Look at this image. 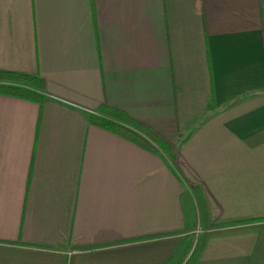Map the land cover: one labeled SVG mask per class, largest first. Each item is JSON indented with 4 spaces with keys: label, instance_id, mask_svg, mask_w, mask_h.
Returning <instances> with one entry per match:
<instances>
[{
    "label": "crops",
    "instance_id": "crops-1",
    "mask_svg": "<svg viewBox=\"0 0 264 264\" xmlns=\"http://www.w3.org/2000/svg\"><path fill=\"white\" fill-rule=\"evenodd\" d=\"M0 71L45 83L0 96V264H185L203 235L197 264H264V0H0Z\"/></svg>",
    "mask_w": 264,
    "mask_h": 264
},
{
    "label": "trees",
    "instance_id": "trees-1",
    "mask_svg": "<svg viewBox=\"0 0 264 264\" xmlns=\"http://www.w3.org/2000/svg\"><path fill=\"white\" fill-rule=\"evenodd\" d=\"M44 89L45 83L38 76L0 71V96L22 99L41 105L44 100ZM212 105V103L209 104V109ZM89 123L127 140L147 152L161 153L171 163L175 159L174 148L171 144L149 127L133 121L119 110L102 105L95 115L89 116ZM193 194L204 221L207 218V212L202 193L199 189H194ZM189 201V195L184 191L180 196L185 222V228L181 233L187 231L190 227ZM205 239V235L198 237L193 251L185 264H197L205 247ZM189 250V242H184L175 256L166 264H181L182 260L188 256Z\"/></svg>",
    "mask_w": 264,
    "mask_h": 264
},
{
    "label": "rangeland",
    "instance_id": "rangeland-1",
    "mask_svg": "<svg viewBox=\"0 0 264 264\" xmlns=\"http://www.w3.org/2000/svg\"><path fill=\"white\" fill-rule=\"evenodd\" d=\"M198 231V230H197ZM197 237V234L193 235L192 239H191V244H193L194 242V238Z\"/></svg>",
    "mask_w": 264,
    "mask_h": 264
}]
</instances>
